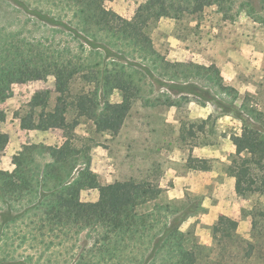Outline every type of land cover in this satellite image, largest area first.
I'll return each instance as SVG.
<instances>
[{
	"label": "rangeland",
	"instance_id": "rangeland-1",
	"mask_svg": "<svg viewBox=\"0 0 264 264\" xmlns=\"http://www.w3.org/2000/svg\"><path fill=\"white\" fill-rule=\"evenodd\" d=\"M146 1L105 0V6L130 20ZM35 10L50 12L56 23L40 20ZM74 14L63 0H0V50L11 44L14 51L26 54V45H40L37 49L48 57L73 59L96 71L102 63L135 65V72H128L137 93L115 91L99 99L101 108L120 107L131 99L118 135L96 133L92 121L70 115L66 132L82 151L81 167L103 183L149 180L164 192L136 209L137 215L146 216L137 221L138 227L142 220L148 226L134 238L126 237L116 251L103 241L106 229L101 226L79 233L69 227L63 234L46 226L40 232L33 222L41 214L27 212L38 194L25 195L12 207L0 204V264H176L181 241L195 264H264V235L252 237L250 215L254 205L264 204V197L238 196L236 178L227 172L235 154L231 137L241 135L249 120L264 129V0H232L224 3L222 12L214 6L182 20L163 18L150 29V49L96 29L98 40L81 30L76 36ZM192 65L210 71L198 74L200 69ZM211 72L219 74L225 90L209 79ZM175 73L179 77L173 79ZM55 84V76L48 73L12 85V96L1 104L6 119L0 122V137L6 146L0 152V170L12 172L14 158L26 146H37L33 160L46 164L51 160L40 146H61L69 137L61 127H21L20 116L36 92L51 91L50 107L55 106ZM83 88L82 82H74V92ZM200 152L205 158H199L210 161V171L187 167L188 157ZM98 199V190L82 192V202ZM232 222L239 238L227 239L219 232L215 241L213 228H231ZM171 224L184 234H176L174 252L162 246L150 257ZM247 253L249 259L243 257ZM234 254L239 256L232 258Z\"/></svg>",
	"mask_w": 264,
	"mask_h": 264
},
{
	"label": "trees",
	"instance_id": "trees-1",
	"mask_svg": "<svg viewBox=\"0 0 264 264\" xmlns=\"http://www.w3.org/2000/svg\"><path fill=\"white\" fill-rule=\"evenodd\" d=\"M63 1L68 8L74 10L77 29H73L72 32L76 36L81 30L90 38L98 40L97 33L93 32L96 29L105 31L122 42H131L136 46L150 49L152 47L150 29L161 19L182 20L186 16L201 14L207 8L214 6L222 12L224 3L232 0H147L139 6L130 20L107 9L105 0ZM17 4L23 7L22 3ZM49 14L48 11L47 13L33 11V15L40 20L55 24L57 19ZM26 47L27 49L23 50L26 54L14 51L11 44L7 49L0 50V122L6 119L1 104L12 96V85L24 84L39 75L49 73L56 79L55 106L50 107L51 91L36 92L28 103L27 110L20 116L21 127L24 130L37 131H49L54 127H61L69 137L61 146L47 148L40 146L41 152L47 150L45 154L51 160L46 164L33 160L37 146H26L14 158L16 167L12 172L0 170V204L12 207L25 195L38 194V201L29 207L27 212L41 214L33 222L40 232L46 226L51 232L59 228L62 234L69 227L76 228L79 233L85 228L101 226L106 229L103 241L113 245L116 251L126 237L134 238L140 233V228L144 229L148 226L145 220H142L141 226L138 227L137 221L146 216L137 215L136 209L157 200L164 190L159 184L149 180L129 179L115 184L103 183L88 168L81 167L79 156L82 151L73 142L72 133L66 132V126L70 115L73 120L84 118L92 121L96 133L118 135L128 116L131 99L127 97L120 107L107 105L103 108L100 107L99 99L102 97L105 99L115 91L128 95L132 92L137 93L138 86L132 81V74L128 72L129 69L135 72L133 68L136 66L102 63L96 71L91 66L75 62L73 59L61 61L48 57L47 53L44 54V51L37 49L40 45L28 44ZM192 66L200 69L198 74H201V70L210 71L207 67ZM207 76L221 90L226 89L219 74L211 72V74L207 73ZM171 77L174 79L179 76L175 73ZM76 80L84 85V88L78 92L73 91ZM231 139L235 146V154L227 166V172L229 176L236 178L237 195L244 198L264 197V129L255 126L249 120L242 128L241 135H233ZM5 146L4 140L0 137V152ZM187 167L205 172L212 169L208 159L193 155L188 157ZM87 190H98L97 202L81 201L82 192ZM250 215L253 220L251 235L258 239L264 235V204L254 205ZM236 228L234 222L231 228L216 225L213 228V238L215 241L218 240V233L222 232L225 238L237 240L239 237ZM176 234L184 235L172 224L164 228L150 257L154 258L162 246L169 247L174 252L177 246ZM250 246L252 247L251 244ZM178 247L175 263L195 264L182 241ZM235 256L239 255L234 254L231 257ZM206 257L209 258V255ZM243 257L249 259L250 254H243Z\"/></svg>",
	"mask_w": 264,
	"mask_h": 264
},
{
	"label": "crops",
	"instance_id": "crops-1",
	"mask_svg": "<svg viewBox=\"0 0 264 264\" xmlns=\"http://www.w3.org/2000/svg\"><path fill=\"white\" fill-rule=\"evenodd\" d=\"M196 149H198V148H196ZM201 156L203 157V155H202V153H201V152H200V153H198V154H196V153L194 154V157H197V158H199V157H201ZM203 158H205V157H203Z\"/></svg>",
	"mask_w": 264,
	"mask_h": 264
}]
</instances>
